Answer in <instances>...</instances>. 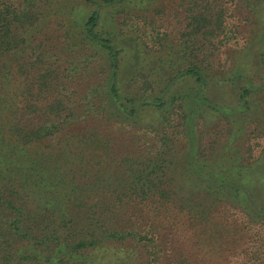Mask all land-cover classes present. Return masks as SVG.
Listing matches in <instances>:
<instances>
[{"label":"trees","instance_id":"16d2710c","mask_svg":"<svg viewBox=\"0 0 264 264\" xmlns=\"http://www.w3.org/2000/svg\"><path fill=\"white\" fill-rule=\"evenodd\" d=\"M228 3L0 0V264H196L264 230V25L254 69L222 59Z\"/></svg>","mask_w":264,"mask_h":264},{"label":"rangeland","instance_id":"374dc122","mask_svg":"<svg viewBox=\"0 0 264 264\" xmlns=\"http://www.w3.org/2000/svg\"><path fill=\"white\" fill-rule=\"evenodd\" d=\"M237 1V0H236ZM240 4L235 2L234 0H231V3H228L226 5L227 8V26L228 28L233 32V34L235 35V39L232 40L231 42H229L228 44L225 45V47L222 48L223 54H222V59L227 58V60L229 61L227 55L229 56V58L234 61V62H238V64H247L249 61L251 63L247 64V66H252L254 69L256 62L254 61V58L256 57V55H250L248 56H243L238 54L237 51H239L242 47H244L246 45L247 42H250L252 40V36L256 33L262 30V25H264V8L261 10L258 20L256 22V24L254 25L253 22V17L249 16L244 10H242V8L239 6ZM258 23V25H257ZM252 56V57H251ZM246 62V63H245ZM251 69V70H252ZM257 76V79H256ZM264 78V73L263 71L260 69V71L258 70V72H256V75L254 76V79L256 82H258L259 80ZM261 97H259V100L264 98L263 94H260ZM258 96V94L256 95ZM255 96V97H256ZM249 128L251 129H257L255 128L254 125L250 126ZM264 126L260 125V128L258 129H263ZM250 129V130H251ZM262 151H264V139L260 140V145L256 146L255 150H254V155L255 157H259L261 156L260 154L262 153ZM213 225L215 224L212 223ZM211 224V225H212ZM218 227H216V225H214L212 228L210 227V231H209V236H214V233L216 231ZM258 232H262L264 234V230H258L257 228H253V230L249 231L247 234H249L250 236L247 235V237H250L251 241H247L245 243V245L243 246H237V248L235 249V251H233L232 253L229 254H220L218 252V250L216 249V247L218 248V245L215 243H211L210 245H208L205 248V251H209L207 252L204 261L202 263V261H200V258L197 261L196 264H256L255 262L252 263L251 260V254L250 251H254L255 250V245L253 242V239L256 240L257 238L253 237L254 234L258 233ZM206 236H203V240H206ZM216 237L214 236L213 239H209L208 243L211 242L212 240H215ZM261 240V239H259ZM249 247L250 251L248 256L243 255L241 253V251L245 248ZM193 252H195V255H198L197 250L194 249ZM142 259H140L141 262H144L146 260V255L145 253H141L140 254ZM204 256V254H202V257ZM140 262V263H141ZM139 264V263H137Z\"/></svg>","mask_w":264,"mask_h":264}]
</instances>
